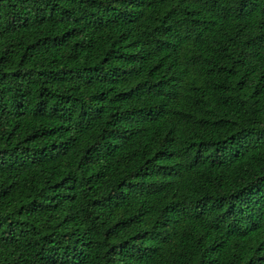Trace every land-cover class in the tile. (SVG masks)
<instances>
[{
    "label": "trees",
    "instance_id": "obj_1",
    "mask_svg": "<svg viewBox=\"0 0 264 264\" xmlns=\"http://www.w3.org/2000/svg\"><path fill=\"white\" fill-rule=\"evenodd\" d=\"M0 264H264V0H0Z\"/></svg>",
    "mask_w": 264,
    "mask_h": 264
}]
</instances>
